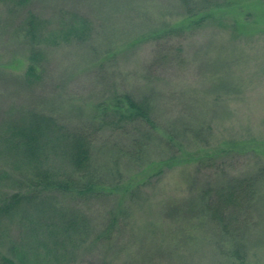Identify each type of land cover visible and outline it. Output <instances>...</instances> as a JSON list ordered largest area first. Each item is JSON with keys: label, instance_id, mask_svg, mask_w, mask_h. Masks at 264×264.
Returning a JSON list of instances; mask_svg holds the SVG:
<instances>
[{"label": "rangeland", "instance_id": "374dc122", "mask_svg": "<svg viewBox=\"0 0 264 264\" xmlns=\"http://www.w3.org/2000/svg\"><path fill=\"white\" fill-rule=\"evenodd\" d=\"M75 20L80 40L51 43ZM123 95L148 102L152 128L113 115ZM30 113L57 131L56 168L68 138L90 139L97 194L41 193L3 224L14 264H264V179L241 262L204 197L264 167V0H0V125Z\"/></svg>", "mask_w": 264, "mask_h": 264}, {"label": "trees", "instance_id": "16d2710c", "mask_svg": "<svg viewBox=\"0 0 264 264\" xmlns=\"http://www.w3.org/2000/svg\"><path fill=\"white\" fill-rule=\"evenodd\" d=\"M26 1L28 0H18L21 4ZM36 21L32 15L27 18L26 25L31 35L36 33L33 31L37 26L34 24ZM78 22L75 20L71 25L69 24L67 32L63 29L64 31L62 30L60 33H51L49 35L51 43H65L76 40V38L80 40L79 37L83 30L80 31L81 26L79 29L77 28ZM176 30L177 28L170 32ZM41 57V51L33 46L30 50L31 65L28 68V77H35V65ZM114 107L116 111L113 115L118 116L121 121H140L148 124L151 128L154 126H152L149 115V104L145 99L136 101L128 95H123L117 98ZM52 124L51 120L43 115L30 113L29 116L22 117L20 120L8 121L0 125V155L3 157L11 152L14 157L18 158L8 175L5 170L2 171L5 177L0 175V184H2L0 187L3 185L9 187L3 190L0 188V228H3L4 224L5 230H7L17 220H22L25 209L32 205L35 206L41 193L52 192L56 195L63 194L71 197L76 196V198L97 194L96 175L94 176L93 167L91 168L90 139L82 132H77L72 138H68L65 141L67 143L68 167L56 168L50 157L55 154L60 143L57 142L56 135L52 136L57 133L53 130ZM212 159H207L206 162ZM263 179L264 167L254 176L237 180L231 179L226 185L220 184L216 190L210 189L204 194L206 197L205 210L209 214L210 220L216 225H220L223 233L228 235L227 237L230 239V243L228 242L230 245L229 255L234 261L241 262L245 255L246 225L241 228L240 226L243 224H238L239 218L243 215L247 217L246 220H249L247 226L250 220L252 221L251 213L255 207L259 184ZM37 203L39 204V202ZM248 213L250 215L246 216ZM66 223L60 232L62 235L67 231V227L69 232H73L74 221ZM230 228L235 229V232L231 233ZM49 236L51 239L55 238L54 232ZM67 236L66 239L71 238L69 234ZM20 255L22 254L18 253L16 257ZM22 257L23 255L20 256V258ZM12 259L0 252V264H14Z\"/></svg>", "mask_w": 264, "mask_h": 264}]
</instances>
